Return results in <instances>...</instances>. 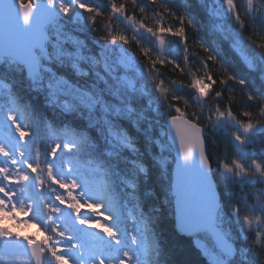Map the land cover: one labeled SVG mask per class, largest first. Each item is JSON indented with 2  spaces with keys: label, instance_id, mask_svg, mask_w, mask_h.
<instances>
[{
  "label": "snow or ice",
  "instance_id": "obj_1",
  "mask_svg": "<svg viewBox=\"0 0 264 264\" xmlns=\"http://www.w3.org/2000/svg\"><path fill=\"white\" fill-rule=\"evenodd\" d=\"M200 7L207 24L188 0H0V264H175L156 231L169 197L207 264H264V0ZM225 41L245 74L226 67ZM149 113L166 117L159 135ZM161 177L163 202L148 187Z\"/></svg>",
  "mask_w": 264,
  "mask_h": 264
},
{
  "label": "trees",
  "instance_id": "obj_2",
  "mask_svg": "<svg viewBox=\"0 0 264 264\" xmlns=\"http://www.w3.org/2000/svg\"><path fill=\"white\" fill-rule=\"evenodd\" d=\"M91 3H97L98 0H90ZM173 5L178 7L179 4L183 2V0H172ZM188 2L192 5V9L194 12H200L201 18L204 20V23L207 24V17L203 12V9L200 7V0H188ZM214 2V0H209V3ZM242 3V0H237L238 7ZM129 10H131V6H129ZM85 17L87 14H84ZM169 23H176L175 21L171 20L169 18ZM247 34V33H246ZM81 38L84 37V34L81 33ZM94 35V34H93ZM197 35L202 36L206 40H211L212 37L209 36L208 34V29L205 28L204 31H202L199 34L193 33L189 31V44L191 46L192 41L196 38ZM255 38V37H254ZM223 51L225 54V59L227 61L226 67L228 68L229 71L234 72L237 75H243L246 73V69L244 68L243 64L239 62V58L235 57L233 53L230 50V46L227 41H225L222 45ZM130 50L137 55V57L143 61V57L139 56V53L135 47V45L130 46ZM195 50V49H194ZM203 55V53H200ZM182 56L183 53L178 52L176 53V57L178 60H181L182 62ZM214 76L219 74V69L218 66H213L212 68ZM164 72V77L162 78H168V79H183L179 76V73L174 71L171 66H166L165 68L162 69ZM18 79V78H17ZM11 83H15V81H10ZM218 88L219 85H216ZM17 91L20 92V95L23 96L25 101H30L32 105L36 108L37 112L46 115L50 119H56L57 122L59 121V117L54 115V112L52 109H47L45 110L43 108V97H36L35 93H27L23 91L21 88L17 87ZM188 90H185V93L187 94ZM228 93H225V100L227 99ZM146 103V101H145ZM233 110L235 112H239L241 110L240 106L238 104L233 105ZM149 117L153 118V124L155 127L156 134L159 135L162 130L163 126L166 122V117L163 115H155L154 113H149ZM213 142L211 139L209 141V150L213 152L214 155H222L223 154V147H222V142L220 137H215ZM262 147V145H257L256 146V151L257 154H259V150ZM159 148H154V153L157 155L159 154ZM165 157L168 158L169 165H170V171L172 172L173 168V163H174V158H173V153L172 150L165 151L163 153ZM232 155V150L229 149V156ZM215 166V165H214ZM169 183V177H161L154 185L150 184L148 187H155L158 192L161 193L160 200L161 202L164 201V191L167 189V185ZM259 187V185H258ZM144 188H141V195L143 194ZM170 199L173 200L172 197H169ZM151 202V201H149ZM147 210V207L146 209ZM156 231L158 233V236L161 240V243L165 249L166 256L163 257L167 258L170 262L175 261V264H207L205 258L201 256L198 248L195 245V240L196 237H186L183 235H180L174 225V219H173V206L171 204H166L163 213H162V218L160 223L157 225ZM243 242L238 241V246ZM244 247H250V242L249 243H244Z\"/></svg>",
  "mask_w": 264,
  "mask_h": 264
},
{
  "label": "water",
  "instance_id": "obj_3",
  "mask_svg": "<svg viewBox=\"0 0 264 264\" xmlns=\"http://www.w3.org/2000/svg\"><path fill=\"white\" fill-rule=\"evenodd\" d=\"M173 153V158H174V163H173V168H172V173L174 174L175 171V161H176V151L172 150ZM174 178V176H173ZM185 186H186V190H187V199H188V210L190 212H195L197 210V206H198V201H199V196H200V190H199V184H198V179L195 175L194 172L189 173L186 178H185ZM172 206H173V219H174V225H175V229H176V218H175V202H174V198H173V202H172ZM177 231V229H176ZM178 232V231H177ZM180 235V232H178ZM186 237H194V236H187V235H183Z\"/></svg>",
  "mask_w": 264,
  "mask_h": 264
},
{
  "label": "rangeland",
  "instance_id": "obj_4",
  "mask_svg": "<svg viewBox=\"0 0 264 264\" xmlns=\"http://www.w3.org/2000/svg\"><path fill=\"white\" fill-rule=\"evenodd\" d=\"M9 226H11V225H9ZM21 235L36 236L37 235L36 226L35 225H32V226H29L27 228L22 229L21 230Z\"/></svg>",
  "mask_w": 264,
  "mask_h": 264
}]
</instances>
